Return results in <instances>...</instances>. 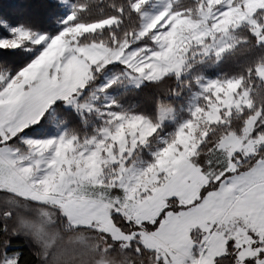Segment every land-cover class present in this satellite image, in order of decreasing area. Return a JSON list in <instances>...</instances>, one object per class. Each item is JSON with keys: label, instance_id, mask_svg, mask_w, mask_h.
<instances>
[{"label": "snow or ice", "instance_id": "6c2138e0", "mask_svg": "<svg viewBox=\"0 0 264 264\" xmlns=\"http://www.w3.org/2000/svg\"><path fill=\"white\" fill-rule=\"evenodd\" d=\"M0 264H264V0H0Z\"/></svg>", "mask_w": 264, "mask_h": 264}]
</instances>
